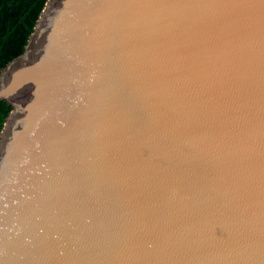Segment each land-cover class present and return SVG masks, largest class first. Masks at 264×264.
<instances>
[{"label":"water","instance_id":"1","mask_svg":"<svg viewBox=\"0 0 264 264\" xmlns=\"http://www.w3.org/2000/svg\"><path fill=\"white\" fill-rule=\"evenodd\" d=\"M0 100V264H264V0H45Z\"/></svg>","mask_w":264,"mask_h":264},{"label":"trees","instance_id":"2","mask_svg":"<svg viewBox=\"0 0 264 264\" xmlns=\"http://www.w3.org/2000/svg\"><path fill=\"white\" fill-rule=\"evenodd\" d=\"M45 0H0V69L20 53ZM10 105L0 100V127Z\"/></svg>","mask_w":264,"mask_h":264}]
</instances>
